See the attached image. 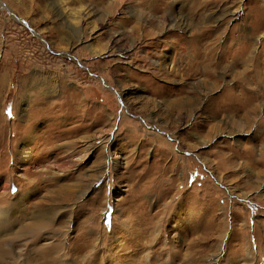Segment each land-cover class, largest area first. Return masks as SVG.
Returning <instances> with one entry per match:
<instances>
[{
    "label": "rangeland",
    "instance_id": "1",
    "mask_svg": "<svg viewBox=\"0 0 264 264\" xmlns=\"http://www.w3.org/2000/svg\"><path fill=\"white\" fill-rule=\"evenodd\" d=\"M0 210L5 264H264V0H0Z\"/></svg>",
    "mask_w": 264,
    "mask_h": 264
},
{
    "label": "bare ground",
    "instance_id": "2",
    "mask_svg": "<svg viewBox=\"0 0 264 264\" xmlns=\"http://www.w3.org/2000/svg\"><path fill=\"white\" fill-rule=\"evenodd\" d=\"M80 13V11H79ZM86 18L85 16H81V13L79 16H76V14H72V17L74 18V20L76 21V19L80 18L81 17L87 19V17L89 18V13L86 12ZM78 17V18H77ZM83 18V19H84ZM79 20V19H78ZM257 74L259 73V70L256 71ZM259 75V74H258ZM17 135V134H16ZM18 143V142H17ZM13 151L14 154H12L13 156V161H18L20 159H22L25 155H27L28 153V150H26L25 148H22V147H19L17 146L16 148L13 147ZM114 159H116L117 157H113ZM10 187V186H9ZM7 216V214H2L1 210H0V264H5V261L4 259L7 258V256L9 254H11L13 251H14V247H8V237L12 234V236L15 234L14 231H10V229H12V225H9V218H4V216ZM45 220L46 219H42V217L40 219H37V222L34 224V225H29L28 227L29 228H23L22 230H20L21 232L20 233H24V234H27V233H31V231H39L41 230L45 225H47L45 223ZM9 221V222H8ZM33 231V232H34ZM33 235V234H32ZM13 238V237H12Z\"/></svg>",
    "mask_w": 264,
    "mask_h": 264
}]
</instances>
